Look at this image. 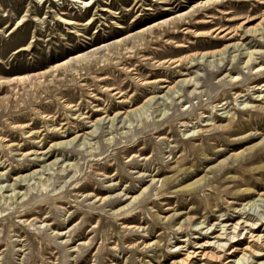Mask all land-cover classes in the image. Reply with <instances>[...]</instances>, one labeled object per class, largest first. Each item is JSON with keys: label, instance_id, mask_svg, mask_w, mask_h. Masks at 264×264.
Instances as JSON below:
<instances>
[{"label": "rangeland", "instance_id": "rangeland-1", "mask_svg": "<svg viewBox=\"0 0 264 264\" xmlns=\"http://www.w3.org/2000/svg\"><path fill=\"white\" fill-rule=\"evenodd\" d=\"M88 1L0 0V264H168L215 241L209 264H241L250 228L230 226L264 231V0Z\"/></svg>", "mask_w": 264, "mask_h": 264}, {"label": "bare ground", "instance_id": "bare-ground-1", "mask_svg": "<svg viewBox=\"0 0 264 264\" xmlns=\"http://www.w3.org/2000/svg\"><path fill=\"white\" fill-rule=\"evenodd\" d=\"M70 1L81 2L83 5H87L90 2L88 0H85V1L70 0ZM63 21H64V23H71L70 20H63ZM249 31H250L249 29H246L245 30V33L249 32ZM253 31H255V30H253ZM253 31H251V32H253ZM240 45H241V43L239 45H237V46H236V44H234L233 46H236V48H237ZM227 46L228 45H224L223 47H221V48H219V49H217L215 51H212V52L211 51H203V52L191 54L189 56L190 65L188 67L191 68V67H194L195 65H197V62L191 63V61L194 58H196L197 56H199V57L201 56L200 58H202V56H207V55L210 56V55H212V54L214 55V54H216L218 52L219 53H222ZM259 52H260V50L252 49V50H249L244 55L245 58H244V60L242 62L245 65V67L251 63L252 59H254L253 58V55L258 54ZM78 55H76V57ZM178 61H180V60H176V62H178ZM195 61H197V59ZM63 62H65V61H63ZM63 62H60V63H63ZM60 63H57L55 65H59ZM257 68H259V67H257ZM20 78H22V77H20ZM237 79H238V76H235L233 78V80H237ZM157 80L160 81V82H168L167 79H165V78H159ZM193 80H192V77L191 76L184 77L182 79H179V80L175 81L173 85L169 86L167 88V91L170 90L169 92L171 93V89H173L174 86H176L178 84H179V86H185L186 85V86H193L194 87V85L197 82H194ZM166 86L167 85H163V86H160V87H166ZM75 137H76V135L74 137L70 138L65 143H69V142L73 141V139ZM55 145H57V143L54 144L53 146H55ZM154 175H156V174H153V175L152 174H149L151 181H154ZM190 185H191V183H188L186 185V187H189ZM137 196H131L130 195V196H128V198H131L132 197L131 200L132 199L134 200V199H136ZM98 200L101 201V200H105V199L99 197ZM242 224H243V222H241V221L239 223H238V221L234 222L230 226L231 227V230L230 231L234 233V231H235L236 228L243 229L244 226H248L250 228V231L247 232L248 235L244 236L242 238V240L236 239V240L232 241V244L229 245L230 249L227 251L226 254H227V258H229L231 256L237 255L238 253H241V255L239 256V260L241 261L240 263L241 264H245V262L248 261L249 254L252 255L251 258L257 257V259L261 258L264 255V231H263V229L261 230L259 228V226H255L256 223H254V222H252L250 224H247V223H244L243 225ZM215 237L219 238V237H222V236L218 233V234H216ZM228 237L229 236H227V238ZM227 238L225 237L224 239L228 240ZM209 242H211V241H209ZM214 243L216 244V246H210V245H214V244H210V243L209 244H205V243L202 242L199 245H197L195 247V249H193V250H187L186 249L183 253H180V255H182L180 258L173 259L168 264H197L198 262H202L200 264H209V263L217 262L220 259H222L223 255L225 253V251L223 250L224 247H225V243L216 242V241ZM247 251L249 252L248 255L246 254ZM229 261H231L230 258L227 259L224 263H229ZM237 262L235 260H232V263L231 264H238ZM161 264H164V263H161ZM258 264H262V263L261 262H258Z\"/></svg>", "mask_w": 264, "mask_h": 264}]
</instances>
